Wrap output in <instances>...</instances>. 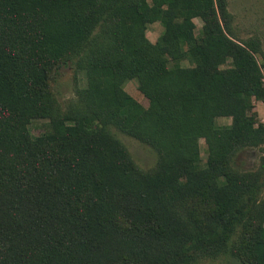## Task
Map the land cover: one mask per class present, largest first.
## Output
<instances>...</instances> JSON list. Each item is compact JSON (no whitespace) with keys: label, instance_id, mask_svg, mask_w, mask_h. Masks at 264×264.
<instances>
[{"label":"trees","instance_id":"1","mask_svg":"<svg viewBox=\"0 0 264 264\" xmlns=\"http://www.w3.org/2000/svg\"><path fill=\"white\" fill-rule=\"evenodd\" d=\"M70 63L86 85L62 109L51 85ZM262 67L227 0H0V264H264V155L236 164L264 151Z\"/></svg>","mask_w":264,"mask_h":264},{"label":"rangeland","instance_id":"2","mask_svg":"<svg viewBox=\"0 0 264 264\" xmlns=\"http://www.w3.org/2000/svg\"><path fill=\"white\" fill-rule=\"evenodd\" d=\"M228 11L233 16V29L238 39L245 40L251 37H256L260 41L261 49L264 54V0H227ZM196 29L195 34H198L201 22L194 20ZM162 32V27L159 23L150 24L147 26L146 37L151 43H155ZM260 63V56H257ZM185 66L190 64L185 63ZM263 83H264V68L262 67ZM86 85L84 73L77 71L72 63L63 66L59 69L55 81L51 88L62 109L66 108L69 101L75 97V90L83 88ZM125 91L138 101L143 107L148 106L147 100L138 92L137 83L135 80H129L124 84ZM255 111L257 113L258 122L264 123V102L254 101ZM46 120L33 121L29 130L33 137L39 136L44 130ZM231 119L218 118L216 125L220 127L229 126ZM116 138L126 147L131 158L142 170H149L156 163L155 153L146 145L129 138L116 130H113ZM206 148L203 142H199L198 151L200 159L203 163L206 161ZM264 155V151L259 149H246L240 152L236 157V164L243 170H257L260 165V158ZM198 264H240L237 260L221 256L217 259H205Z\"/></svg>","mask_w":264,"mask_h":264},{"label":"built area","instance_id":"3","mask_svg":"<svg viewBox=\"0 0 264 264\" xmlns=\"http://www.w3.org/2000/svg\"><path fill=\"white\" fill-rule=\"evenodd\" d=\"M263 73V72H262Z\"/></svg>","mask_w":264,"mask_h":264}]
</instances>
